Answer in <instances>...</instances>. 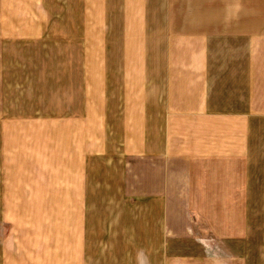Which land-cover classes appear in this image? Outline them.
Wrapping results in <instances>:
<instances>
[{"label": "crops", "instance_id": "1", "mask_svg": "<svg viewBox=\"0 0 264 264\" xmlns=\"http://www.w3.org/2000/svg\"><path fill=\"white\" fill-rule=\"evenodd\" d=\"M0 264H264V0H0Z\"/></svg>", "mask_w": 264, "mask_h": 264}, {"label": "rangeland", "instance_id": "2", "mask_svg": "<svg viewBox=\"0 0 264 264\" xmlns=\"http://www.w3.org/2000/svg\"><path fill=\"white\" fill-rule=\"evenodd\" d=\"M8 230H9V224H8V228H7V236H8V240H9V233H8ZM11 249H13V247H11ZM8 250H9V244H8Z\"/></svg>", "mask_w": 264, "mask_h": 264}]
</instances>
